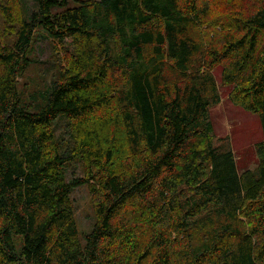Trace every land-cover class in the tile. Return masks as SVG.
Segmentation results:
<instances>
[{
  "label": "trees",
  "instance_id": "16d2710c",
  "mask_svg": "<svg viewBox=\"0 0 264 264\" xmlns=\"http://www.w3.org/2000/svg\"><path fill=\"white\" fill-rule=\"evenodd\" d=\"M3 2L0 264H264V0L216 17L213 0ZM39 29L64 63L31 103L19 78ZM220 83L260 119L255 169L214 142ZM74 161L83 174L69 180Z\"/></svg>",
  "mask_w": 264,
  "mask_h": 264
},
{
  "label": "rangeland",
  "instance_id": "374dc122",
  "mask_svg": "<svg viewBox=\"0 0 264 264\" xmlns=\"http://www.w3.org/2000/svg\"><path fill=\"white\" fill-rule=\"evenodd\" d=\"M213 1L217 9L213 15L216 17L220 14H226L225 11L230 7L228 3L234 0ZM25 2L29 10L36 9L35 0H25ZM3 3V0H0V9ZM21 6V10L25 12L27 7L23 3ZM15 11L18 12L19 7H16ZM0 26L1 30L10 29L8 23L3 21L1 11ZM53 46V42L44 30L36 31L35 41L32 43L30 52L34 62L25 75L19 78V89L26 102H37L35 96L49 88L57 77V62L59 64L64 63L62 62V48L58 45L60 51L58 56L54 54ZM217 74L219 77L218 72ZM219 86L221 102L210 109V120L214 128V142L233 151L241 172L255 169L258 165L257 143L263 138L260 119L257 115L244 110L231 101L229 98L231 88L229 86H223L221 83ZM55 132L62 145L71 150L74 141L72 130L66 118L61 117L56 121ZM82 174L79 161L70 163L66 168V175L69 180L78 178ZM71 198L74 201L80 233L89 232L94 223V214L88 187L78 186L74 188Z\"/></svg>",
  "mask_w": 264,
  "mask_h": 264
}]
</instances>
